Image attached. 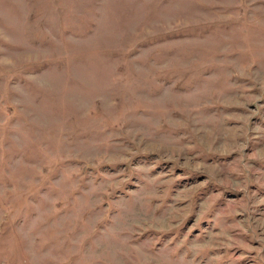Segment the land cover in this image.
<instances>
[{"label": "rangeland", "instance_id": "obj_1", "mask_svg": "<svg viewBox=\"0 0 264 264\" xmlns=\"http://www.w3.org/2000/svg\"><path fill=\"white\" fill-rule=\"evenodd\" d=\"M0 264H264V0H0Z\"/></svg>", "mask_w": 264, "mask_h": 264}]
</instances>
